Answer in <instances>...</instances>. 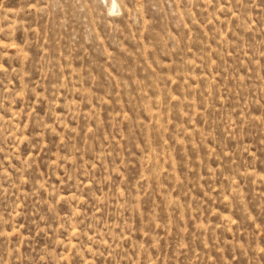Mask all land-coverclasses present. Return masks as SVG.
Instances as JSON below:
<instances>
[{"label": "rangeland", "instance_id": "374dc122", "mask_svg": "<svg viewBox=\"0 0 264 264\" xmlns=\"http://www.w3.org/2000/svg\"><path fill=\"white\" fill-rule=\"evenodd\" d=\"M0 264H264V0H0Z\"/></svg>", "mask_w": 264, "mask_h": 264}]
</instances>
